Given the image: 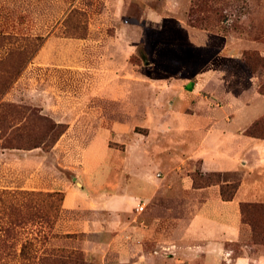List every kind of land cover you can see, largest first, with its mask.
Returning a JSON list of instances; mask_svg holds the SVG:
<instances>
[{
    "label": "rangeland",
    "instance_id": "1",
    "mask_svg": "<svg viewBox=\"0 0 264 264\" xmlns=\"http://www.w3.org/2000/svg\"><path fill=\"white\" fill-rule=\"evenodd\" d=\"M220 47L225 53L238 48L243 61L247 52L264 57V0H0V75L18 74L0 96L15 105L0 114L14 124L10 129L0 125V188L62 191L71 186L88 196L90 188L100 193L128 186L137 190L143 181L159 180L157 172L176 185L186 174L204 182L199 160H188L182 134L154 125V73L174 76V106L183 112V87ZM230 65L238 72V64ZM242 68L247 77H258L259 90L263 63ZM49 120L66 130L54 145L5 147L6 137L22 143L18 127L33 130L32 143L51 141L54 132L44 133ZM92 151L99 154L95 168ZM217 178L213 173L210 180ZM244 189L248 192L246 184ZM176 193L162 203L152 198L148 212H139L137 205L133 212L145 219L158 204L163 215L190 213L194 207L188 210L187 204L194 195ZM62 210L63 205L55 224L59 234L70 233L65 231L81 218L107 216L104 211ZM256 220L255 238L244 223L250 235L226 243L233 257L264 254V215ZM70 234L49 245L83 251L87 234Z\"/></svg>",
    "mask_w": 264,
    "mask_h": 264
},
{
    "label": "crops",
    "instance_id": "2",
    "mask_svg": "<svg viewBox=\"0 0 264 264\" xmlns=\"http://www.w3.org/2000/svg\"><path fill=\"white\" fill-rule=\"evenodd\" d=\"M230 63L238 64V72L230 70ZM242 67L238 48L232 47L227 53L218 48L183 87V112L175 110L174 76L154 73V125L180 132L189 148L188 160H199L203 173L239 174L234 198L224 200L219 184L195 188L192 177L186 174L176 185L165 181L160 172L156 173L159 180H142L139 190L128 186L118 192L100 193L90 188L86 196L75 187H65L63 210L107 214L81 218L73 229L65 231L87 234L82 248L89 257L87 264H264V254L233 257L226 247V243L241 242L246 233L250 235V228L242 222L241 203H264V139L245 134L264 115V94L257 89L258 77H247ZM245 81L248 86L240 87ZM88 154L95 158L94 168L100 165L99 154ZM233 181L228 178L224 182ZM175 193L194 195L187 204L188 210L194 207L190 213L163 215L155 203L153 215L149 213L145 219L143 213L133 212L141 202L146 207L139 212H148L152 198L162 203Z\"/></svg>",
    "mask_w": 264,
    "mask_h": 264
},
{
    "label": "trees",
    "instance_id": "3",
    "mask_svg": "<svg viewBox=\"0 0 264 264\" xmlns=\"http://www.w3.org/2000/svg\"><path fill=\"white\" fill-rule=\"evenodd\" d=\"M244 63L249 69H253L255 61L263 63L264 57H255L254 53L247 52L244 54ZM20 69V66L17 67ZM18 74L6 77L0 75V96L7 92L9 85L16 79ZM7 83V84H6ZM259 92L264 94V83L259 87ZM15 106L13 103L3 101L0 98L1 111L9 110ZM34 113V110H29ZM31 115V113H30ZM38 119L46 117L38 116ZM51 125L44 132L46 135L54 132L51 141L37 140L32 143L31 131L28 127H18L16 130L21 131L18 136L21 137L20 144H15L12 139L6 137L5 147L33 149L37 147L54 145L60 136L66 131L62 123L50 121ZM7 124L6 128L14 127L10 125L9 119L2 115L0 125ZM2 129V128H1ZM15 132L12 131V134ZM16 134V133H15ZM246 135L264 139V115L258 118L250 125ZM24 135V136H23ZM213 173L218 174V178L210 180ZM223 173H200L201 177L207 176V180L202 183L198 182L199 176L193 174L195 188H202L212 184H219L222 198L232 200L239 188L240 180L230 183L224 182ZM65 194L62 191H43L28 189H8L0 188V264H84L85 257L81 250L71 248L66 245L50 244L51 240L59 238H71L74 235L59 234L55 232V224L59 218ZM242 222L249 224L253 231V237L257 236V215H264V204L262 203H241ZM33 226L35 228H33Z\"/></svg>",
    "mask_w": 264,
    "mask_h": 264
},
{
    "label": "built area",
    "instance_id": "4",
    "mask_svg": "<svg viewBox=\"0 0 264 264\" xmlns=\"http://www.w3.org/2000/svg\"><path fill=\"white\" fill-rule=\"evenodd\" d=\"M158 176H160V174L158 173ZM146 207L145 202H141L138 206H137V210L138 211H143Z\"/></svg>",
    "mask_w": 264,
    "mask_h": 264
}]
</instances>
